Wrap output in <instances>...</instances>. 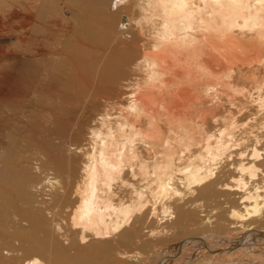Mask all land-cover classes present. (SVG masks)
<instances>
[{"label":"bare ground","instance_id":"bare-ground-1","mask_svg":"<svg viewBox=\"0 0 264 264\" xmlns=\"http://www.w3.org/2000/svg\"><path fill=\"white\" fill-rule=\"evenodd\" d=\"M49 1L0 0V264L264 244V0Z\"/></svg>","mask_w":264,"mask_h":264},{"label":"rangeland","instance_id":"rangeland-1","mask_svg":"<svg viewBox=\"0 0 264 264\" xmlns=\"http://www.w3.org/2000/svg\"><path fill=\"white\" fill-rule=\"evenodd\" d=\"M14 1L19 4V2H21L22 0H14ZM50 4H51V0L48 2V6ZM0 15H1L0 16V22L2 23L0 25V27H2V28H0V32H1L0 33V39H1L0 40V58L5 57V59L2 58L0 60V74H1V72H4L5 73L6 65L7 64H11L10 59H8V58H11V60H12V57H9V56H13V57L21 56L22 48H21V44L18 42L17 38L14 37V36H16L18 34L17 31L13 30V32L12 31L9 32L5 27H3V25H4L3 24V16H2L1 13H0ZM123 17H124L123 19H124V24H125L124 26H126L129 23V15L128 14H126V15L124 14ZM1 18H2V21H1ZM12 38L15 39V40L13 41ZM11 48H12V50H11ZM9 50L12 51V52H10ZM14 51H17V52H15V54H14ZM18 61H17V64H16V69H19L20 68V65H21V62L23 61V59L20 60V62H18ZM61 91L62 90H60L59 92L61 93ZM72 92L73 91L70 89V87H67L64 90L63 93L66 94V93H72ZM14 93H15V87L12 89V87L10 86V84H8V83L1 84L0 83V104L3 101H5V100H10L13 97ZM47 99H48V101L51 100L50 97H48V96H47ZM58 99H60V98L55 99V101H57ZM64 103L69 104L68 101H66ZM209 206L212 207L213 205H209ZM224 208H225V206H224ZM207 209H209V207ZM194 230L196 231L197 228L194 229ZM199 230L201 231L202 229H199L198 228L197 231H199ZM207 230L208 231L210 230V232H212V231L215 232L213 230V228H212V231H211L210 228H208V229L202 230L201 231L202 233L201 232L200 233L199 232H197V233L195 232V233H192V234H189V235H198V233H199V235H204L205 233H210ZM191 231H193V229ZM189 232H190V230H189ZM181 237L183 238V236H181ZM213 239H214L213 240L214 243L217 246L223 244V242L221 240L215 239V238H213ZM166 240H168V241H166ZM166 240H164V242L162 244H160V246H158V248L157 247L156 248H150L149 247L147 249V247L146 248L143 247V248H141L142 250L141 249L139 250L138 247H141L140 245L139 246L137 245L138 247H135L136 245L135 246H131L132 247V250H139V251H142V252L145 251V253L143 255H141V256L139 255V256L133 257L132 259H130L131 262H130V260H128V261H126V263H123V262L122 263L121 262L119 263V262H117V264H157V262H158V260L160 258H162V257H164L166 255H171L172 254V251H173V249L176 246L177 241H178V240H172V239H166ZM192 246H195V247L192 248V249H186V251H184L182 253L181 256L183 258L181 256L179 257L180 262L181 261L182 262L183 261L184 262L187 261V262H185V263L184 262L183 263L181 262L180 263L179 260H176V262L174 260H172L169 263H165V264H178V263L179 264H264V244L257 245L255 247H251V248H247V249L246 248L245 249L243 248L242 249L243 251L241 249L239 251H234L231 255H229L227 257H226V255L225 256H219V255L209 254V253H207L205 251L206 249H204L202 245H201V248H200V244L198 245L197 243H193ZM195 248H196V251L194 252L193 250H195ZM127 249H128V247H127ZM149 249L151 250L150 253H149V251H150ZM147 250H149V251H147ZM6 252L7 251L5 250L4 251V254H6ZM146 252H148L147 255H146ZM166 252L167 253L169 252V253L167 254ZM202 252H204V254H202ZM187 254H188V256H184V255H187ZM150 256H152V257H150ZM140 257H143V258H140ZM185 258H188V259L183 260ZM138 260H140V261H138ZM102 264H104V259L102 260Z\"/></svg>","mask_w":264,"mask_h":264},{"label":"water","instance_id":"water-1","mask_svg":"<svg viewBox=\"0 0 264 264\" xmlns=\"http://www.w3.org/2000/svg\"><path fill=\"white\" fill-rule=\"evenodd\" d=\"M261 234H263L264 235V232H262ZM194 239H202V238H200V237H195ZM186 239H183L182 240V243L185 241ZM239 245H241V242H240V244ZM239 245H235L236 247L237 246H239ZM232 248H234V247H232ZM231 248V249H232ZM178 254H176V255H168V256H166V257H164V259H166V258H172V257H176ZM157 264H161V262L160 261H158V263Z\"/></svg>","mask_w":264,"mask_h":264}]
</instances>
